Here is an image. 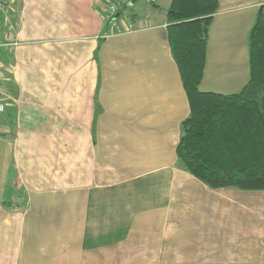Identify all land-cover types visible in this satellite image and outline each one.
I'll return each instance as SVG.
<instances>
[{"label":"crops","instance_id":"0c3cea01","mask_svg":"<svg viewBox=\"0 0 264 264\" xmlns=\"http://www.w3.org/2000/svg\"><path fill=\"white\" fill-rule=\"evenodd\" d=\"M113 1L9 0L1 16L0 264H264V191L213 190L178 164L173 0L139 22L123 6L132 29L115 34ZM263 7L219 0L202 92L248 84Z\"/></svg>","mask_w":264,"mask_h":264},{"label":"trees","instance_id":"16d2710c","mask_svg":"<svg viewBox=\"0 0 264 264\" xmlns=\"http://www.w3.org/2000/svg\"><path fill=\"white\" fill-rule=\"evenodd\" d=\"M218 11L219 0H173L167 11L170 47L190 103L178 164L213 190L264 191V7L248 38L250 80L229 95L200 90Z\"/></svg>","mask_w":264,"mask_h":264},{"label":"built area","instance_id":"2783aa9c","mask_svg":"<svg viewBox=\"0 0 264 264\" xmlns=\"http://www.w3.org/2000/svg\"><path fill=\"white\" fill-rule=\"evenodd\" d=\"M132 0H118L112 2L105 10L104 15L106 18V21L110 25V30L112 34L115 33H121L122 31H130L132 27L121 25L120 21V9L123 6L130 5ZM11 10V5L9 3V0H0V23H1V16L5 14H8V12ZM124 27V28H123ZM126 29V30H123ZM1 46V45H0ZM6 109L5 106V99L4 94L2 91V87L0 85V114L4 113Z\"/></svg>","mask_w":264,"mask_h":264},{"label":"rangeland","instance_id":"374dc122","mask_svg":"<svg viewBox=\"0 0 264 264\" xmlns=\"http://www.w3.org/2000/svg\"><path fill=\"white\" fill-rule=\"evenodd\" d=\"M130 11V13L134 14L136 17V20L139 21H145L147 19V15L144 13V10L153 12L155 11V9L153 8V6L150 4L149 0H140L137 3H135L132 6L127 7ZM166 12H164V14L161 15H165Z\"/></svg>","mask_w":264,"mask_h":264},{"label":"water","instance_id":"95a60500","mask_svg":"<svg viewBox=\"0 0 264 264\" xmlns=\"http://www.w3.org/2000/svg\"><path fill=\"white\" fill-rule=\"evenodd\" d=\"M139 0H132L131 1V5H134L135 3H137Z\"/></svg>","mask_w":264,"mask_h":264},{"label":"clouds","instance_id":"9594fccd","mask_svg":"<svg viewBox=\"0 0 264 264\" xmlns=\"http://www.w3.org/2000/svg\"><path fill=\"white\" fill-rule=\"evenodd\" d=\"M132 6V5H131Z\"/></svg>","mask_w":264,"mask_h":264}]
</instances>
